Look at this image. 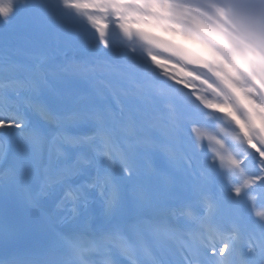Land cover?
<instances>
[{"label":"snow or ice","instance_id":"1","mask_svg":"<svg viewBox=\"0 0 264 264\" xmlns=\"http://www.w3.org/2000/svg\"><path fill=\"white\" fill-rule=\"evenodd\" d=\"M65 3L88 19L103 47L110 50V29L100 31L94 22V19H99L96 15L99 10L97 0H65ZM14 10L15 0H8L7 6L0 0V17L8 19ZM38 17L55 32L59 40L69 46L74 58L81 55L87 59L86 38L56 9L51 8L43 13L38 11ZM117 67L130 86V108L119 120L99 111L91 116L96 126L91 139L97 142L92 150L97 156L105 157L111 168L122 166L128 178L133 175L131 167H137L139 201L121 214V188L110 170L105 171L101 179L100 169L97 168L94 182L76 184L75 181L83 175L82 169L65 163L69 149L79 146L71 136L57 134L49 140L43 132L30 129L26 118L14 115L9 120L0 119V132L14 129L19 133L16 143L24 155V163L17 165L11 162L9 152L13 139L9 137L4 141L7 147L0 153V169H3L0 171V187L7 184L23 192L30 209L39 214L34 226V239L25 242L0 241V264H100L99 248H90L84 243L85 239L98 238L92 230L94 217L91 206L94 201L88 195L89 191L96 189L97 184L104 206L112 209L102 218L103 237L99 238L102 239L104 253L111 257V264H119L116 256L130 260L131 264H142L139 254L148 249H151L153 264H174V247L162 240L161 234L184 235L196 228L174 212L183 204H190L200 211L199 197L210 185V178L202 181L199 187L181 179L183 170L178 157L183 153L186 129L191 133L193 131L192 113L181 107L174 117L170 116L166 110L168 101L155 94L154 81L145 75L143 69L132 62H117ZM169 83L181 87L175 81ZM25 87L20 84L10 89L11 95H0V106L18 108L16 101ZM31 89L38 92L39 85L33 82ZM24 107L36 110L31 99L25 102ZM38 115L48 118L43 109ZM256 152L260 158V174L244 176L243 185L232 190L237 201L241 199L244 188L264 185V148ZM228 163L235 168H241L242 164L231 158ZM41 174L46 182L41 180ZM241 174L244 175L243 172ZM63 185L72 189L67 195L72 196L74 215L68 219L62 218L57 224L44 212L43 198L49 196L47 189ZM73 191L76 195H73ZM34 192L38 195H34ZM79 202L89 214L87 236L82 233L81 226L74 223ZM59 207H63V201ZM249 208L250 212L233 203L219 202L212 223L225 233L233 228L238 229L241 233L239 246L234 247L227 240L217 243L209 236L207 242L202 239L199 245L186 246L181 253L184 264H228L230 254L237 257L238 264H264V213L257 212L254 203H249ZM133 253L137 255L133 256Z\"/></svg>","mask_w":264,"mask_h":264},{"label":"clouds","instance_id":"2","mask_svg":"<svg viewBox=\"0 0 264 264\" xmlns=\"http://www.w3.org/2000/svg\"><path fill=\"white\" fill-rule=\"evenodd\" d=\"M103 28L115 29L153 67L194 77L216 122L204 138L264 148V0H97ZM158 62V63H157Z\"/></svg>","mask_w":264,"mask_h":264},{"label":"bare ground","instance_id":"3","mask_svg":"<svg viewBox=\"0 0 264 264\" xmlns=\"http://www.w3.org/2000/svg\"><path fill=\"white\" fill-rule=\"evenodd\" d=\"M85 7H87V5H85ZM26 8H28L29 10H27ZM54 8L56 9L61 16L63 17V19L70 21L73 26L76 28V30L78 32H80L86 39H92L93 44L91 45V47H87L88 53L92 54L96 51L102 50L103 49V44L98 43L97 42V33L92 29V27L90 26L88 19L78 13L77 11H75L73 8L68 7V9H70L69 11H65V9L57 6V5H46L45 1H39V7L36 8H29V7H24L23 10L18 11L16 8L14 10V13L8 18L5 19L3 17H0V36H2L5 33H8L10 30L12 29H16L18 32L21 29L22 32L28 33V34H38V35H42L44 36V38L41 41L37 42V51L38 52H52V45H56L57 46V51H64L66 53H68L69 58H72L73 56V52L70 50L69 46L65 43L64 46H62L61 41L59 40L56 36L55 33H51L49 31H47V29H50L49 27H47L44 22L38 17V11L40 13H43L45 11H47L48 9ZM7 20L11 23V24H7ZM94 22L96 23V25L98 26V29L100 31H103V26L101 21L97 18L94 19ZM112 30V29H111ZM110 30V31H111ZM115 32L119 33L117 30H115ZM122 39L124 38L123 36H121ZM125 39V38H124ZM6 41V40H5ZM2 42V39L0 37V43ZM117 47L111 46L110 50H116ZM125 54H128V52H124V53H120L118 54V56L120 58L123 59V62L128 60V56H126ZM138 60L140 62L145 61V63L143 64L144 66L146 64H149L148 60L145 58L144 55H142L141 57L138 58ZM158 63V62H157ZM171 72H174L173 69L170 70ZM179 77H182L181 74L176 73ZM194 78V77H193ZM185 79V78H184ZM187 81V79H185ZM206 127L211 128V129H215L216 128V122L212 119H210V121L208 122V124H204ZM249 143H243L242 145V149L246 155L247 159H254L255 163H257L258 165H260V158L257 155L256 150H254L252 147H254L255 145L253 144V140H252V136L251 134H249ZM241 144V142L238 141H234L230 138H227V141H224V145L226 144ZM252 146V147H251ZM210 148L213 150V148L210 146ZM233 168V171H236L235 167H230ZM242 174H238V176H233L232 172L229 173L228 175H224L223 179L224 180H230L234 179L235 183L233 184L232 188L230 189V193L228 195L227 198V202L226 203H233L236 204L238 207L244 209L246 207L247 204H249L250 202L253 201H258L261 199V197H251V198H245L244 197V193L247 191V189L242 192V197L239 201H237L235 199V197L232 194V190L237 188V187H241L243 185L244 182V176H255V175H259V171L255 168H249L246 172ZM201 175H211V173L207 172V173H203V172H198L195 175V179H200ZM182 180L186 181L187 183L191 184L192 180L188 179V178H181ZM263 187L264 190V185H259ZM140 199V194H137L136 197V201L138 202ZM250 209V208H249ZM249 209H247L246 211H249ZM260 213H264V206L261 208ZM217 214V212H216Z\"/></svg>","mask_w":264,"mask_h":264}]
</instances>
